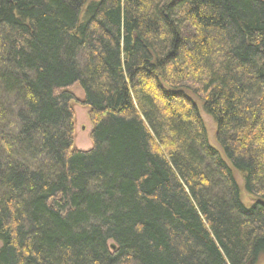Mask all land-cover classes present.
<instances>
[{
    "label": "trees",
    "instance_id": "16d2710c",
    "mask_svg": "<svg viewBox=\"0 0 264 264\" xmlns=\"http://www.w3.org/2000/svg\"><path fill=\"white\" fill-rule=\"evenodd\" d=\"M0 242V264H258L264 0H0Z\"/></svg>",
    "mask_w": 264,
    "mask_h": 264
},
{
    "label": "rangeland",
    "instance_id": "374dc122",
    "mask_svg": "<svg viewBox=\"0 0 264 264\" xmlns=\"http://www.w3.org/2000/svg\"><path fill=\"white\" fill-rule=\"evenodd\" d=\"M85 17V13L81 14V20ZM78 101L83 100V91L79 87H75L73 90ZM201 115L205 121L207 134L209 142L212 146L221 150L217 139H216V123L213 117H211L207 112H205L202 108ZM75 112V134H74V145L76 148L80 149H90L93 146L92 139L90 137V131L92 128V122L89 115V111L86 107L81 106L79 104L74 105ZM235 177L237 179L240 195L243 203L246 206H250L253 202V197L249 195L244 187V174L238 170H234ZM1 246V242H0ZM258 264H264V255L261 256Z\"/></svg>",
    "mask_w": 264,
    "mask_h": 264
},
{
    "label": "bare ground",
    "instance_id": "6f19581e",
    "mask_svg": "<svg viewBox=\"0 0 264 264\" xmlns=\"http://www.w3.org/2000/svg\"><path fill=\"white\" fill-rule=\"evenodd\" d=\"M75 87L77 88V86H74V87H73V90H74Z\"/></svg>",
    "mask_w": 264,
    "mask_h": 264
},
{
    "label": "water",
    "instance_id": "95a60500",
    "mask_svg": "<svg viewBox=\"0 0 264 264\" xmlns=\"http://www.w3.org/2000/svg\"><path fill=\"white\" fill-rule=\"evenodd\" d=\"M112 248H114V245H112Z\"/></svg>",
    "mask_w": 264,
    "mask_h": 264
}]
</instances>
